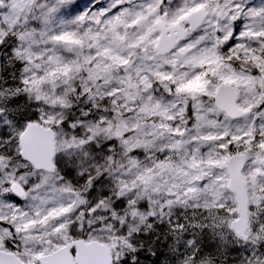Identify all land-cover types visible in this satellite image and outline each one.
<instances>
[{
	"label": "rangeland",
	"instance_id": "obj_1",
	"mask_svg": "<svg viewBox=\"0 0 264 264\" xmlns=\"http://www.w3.org/2000/svg\"><path fill=\"white\" fill-rule=\"evenodd\" d=\"M121 1L128 3L127 11L109 15ZM169 1L0 0V41L17 35L16 54L25 62L30 112L56 134L53 174L28 171L18 150L0 152L1 250L8 245L17 256L33 260L84 239L107 246L118 260L127 247L123 236L141 228L143 216L156 211L164 215L170 203L179 208L235 207L227 188V161L231 154L243 153L247 156L242 179L249 193V229L241 245L255 243V253L261 252L264 170L261 147L256 145L264 140V65L250 61L252 49L263 42V37H256L255 0H172L179 2L173 9ZM141 3L146 8L141 10ZM201 7L208 17L193 38L172 54L155 57L156 20L184 26L186 16ZM99 45L106 52L98 53ZM111 61L112 68L123 66L121 81H115L123 92L115 93L106 106L93 108L100 112L99 126L93 112L76 106L75 97L91 93L96 74L107 73ZM161 68L167 69L168 80L174 76V85L168 89L173 92L174 108L166 105V110L173 120H194L175 145L168 133L160 139L145 138L143 128L148 115L157 120L155 115L162 112L158 120L164 122L166 110L162 111L155 96L148 102L143 87L157 79L162 91L167 89ZM222 84L235 87L237 107L256 109L259 120L231 121L219 112L214 94ZM142 97L143 104L134 109ZM103 110L107 113L102 114ZM8 120L0 113V124ZM62 123H68L67 130L57 128ZM112 140L117 141L115 146ZM130 144L137 149L133 155ZM116 147L122 158L116 168H110V151L117 153ZM159 148L172 152V169L147 154ZM177 155L183 157L181 164L175 163ZM14 183L25 191L18 204L10 192ZM93 213L102 224L98 229H93ZM33 216H37L34 225L28 224L20 233L15 230L16 218Z\"/></svg>",
	"mask_w": 264,
	"mask_h": 264
},
{
	"label": "trees",
	"instance_id": "obj_2",
	"mask_svg": "<svg viewBox=\"0 0 264 264\" xmlns=\"http://www.w3.org/2000/svg\"><path fill=\"white\" fill-rule=\"evenodd\" d=\"M166 3L168 4V1ZM173 5H175V2L169 1V6L172 9L174 8L172 7ZM255 12L258 14L255 16L256 37H263V42L257 44L259 49L255 46L254 54L251 53V61L258 64L261 63L262 66L264 65V54H258L257 52H264V44H262L264 43V1L255 0ZM1 23L2 13L0 10V25ZM16 36L10 34L0 41V113H3L9 119L7 122L0 124V152L4 150H18V136L23 131L27 122L32 121L41 125L43 124L37 117L31 114V110L26 101L25 62L16 54ZM232 43L233 41L230 44ZM243 43L247 44V42ZM199 50L200 53L203 52L202 48H199ZM110 63V69L107 73L96 74V81L93 83V88L88 90L91 93H84L82 96L76 94L75 97L76 106H81L85 112H93V120L99 126H101V119L98 116L100 112L99 110L93 111V108L101 105L106 106L114 98L115 93L119 94L123 92L119 85L115 83L117 79L121 81L123 66L112 68V61ZM160 70L162 71L160 78L163 79V84L168 85L167 89L162 91L161 84L157 79H153L151 82L146 81L143 87L144 89L146 87L145 95L148 96V102H151L153 96H155L158 98L159 106L164 111L166 110V105L171 109L174 108L173 92L168 90L174 85V76L171 80H168L170 77L166 74L167 69L161 68ZM169 71L171 72V68ZM258 75L260 74L258 73ZM142 104L143 97L138 100L134 109H138ZM101 113L105 114L107 112L103 110ZM161 113L159 112L155 115L157 120L152 119V117L148 118L149 115L144 120L143 128L146 135L145 138L158 137L160 139L164 133H168L172 140H180L187 133V129L193 125L194 120H189L188 123H184L183 120H173L172 113L168 109L166 110V115L162 114L165 117L163 124H161V120H158ZM67 126L68 123H62L57 128L67 130ZM148 126L152 127V129H149ZM112 143L115 146L117 141L112 140ZM155 143L158 144V140H155ZM114 149L117 153L110 151L111 157L108 161L110 168H116L118 160L122 158L121 152L118 151L117 147ZM129 149H133L130 152L131 155L137 150L131 144ZM148 153L153 155V160L157 163L167 164L172 169L170 165V162L172 163V152L169 153L168 150L159 148L158 151H147ZM179 162L180 159L177 155L175 157V163ZM27 167L28 171L32 170L29 165ZM12 201L14 204L20 202V200L13 198ZM125 203L124 199L123 204ZM138 203L136 202L137 208L140 207L141 200ZM169 206H171V209L166 210L164 215H158V211H156L148 216H143L141 219V228L136 232L123 236L122 241L127 243V247L124 248L120 258L118 260L115 259L114 264L263 263L264 239L260 243L261 252L255 253V243H253L254 245L248 243L242 246L241 243H243V240L237 239L230 231L229 223L235 216L234 206L232 208L212 206L205 208L188 205L179 208L173 206V203H170ZM32 218H16L15 230L20 233L22 229H28V224L34 225L37 216H33ZM86 219L87 215L83 222L84 229ZM117 223L119 222L117 221ZM101 225L100 221L96 219V213H93V229H98ZM4 247L6 251L16 253L8 245ZM19 257L25 263H34L36 260L35 258L33 260H25L26 257L24 255Z\"/></svg>",
	"mask_w": 264,
	"mask_h": 264
},
{
	"label": "water",
	"instance_id": "obj_3",
	"mask_svg": "<svg viewBox=\"0 0 264 264\" xmlns=\"http://www.w3.org/2000/svg\"><path fill=\"white\" fill-rule=\"evenodd\" d=\"M207 11L199 8L186 17L188 28L180 25L165 26L159 19L156 22V30L159 38L155 46L157 56H165L175 50L177 45L183 42L189 35L197 31L207 18ZM264 98V95H263ZM237 90L229 85L218 88L214 102L217 109L231 119H237L246 115L237 106ZM20 157L36 171L53 174L56 170L54 158L56 156L55 132L34 122H28L18 138ZM245 164L244 155H234L228 161L229 191L234 194L237 204L238 218L230 225L231 230L239 237L244 236L248 228V197L241 178V172ZM264 167V159L262 161ZM12 194L17 198H23L24 191L18 184L11 186ZM72 250L75 254L72 255ZM111 250L105 245L92 241L75 240L64 247L37 258L34 264H112ZM0 264H26L16 255L0 250Z\"/></svg>",
	"mask_w": 264,
	"mask_h": 264
},
{
	"label": "flooded vegetation",
	"instance_id": "obj_4",
	"mask_svg": "<svg viewBox=\"0 0 264 264\" xmlns=\"http://www.w3.org/2000/svg\"><path fill=\"white\" fill-rule=\"evenodd\" d=\"M245 112H247L248 114H247V116L246 117H242V118H239V119H236V120H245V119H247V118H250L251 120H255V111H254V109L253 108H251L250 110H246ZM228 120H230L228 117H226ZM257 120H259V119H257ZM259 134V133H258ZM256 139H257V134L255 135V142H256ZM259 149H260V147H261V151H262V155H263V157H262V160H260V163H261V166H262V168H263V170H264V167H263V164H262V161H263V159H264V140L263 139H261V140H259V143L256 145ZM88 242V241H87ZM75 253V251L73 250L72 251V254H74Z\"/></svg>",
	"mask_w": 264,
	"mask_h": 264
}]
</instances>
